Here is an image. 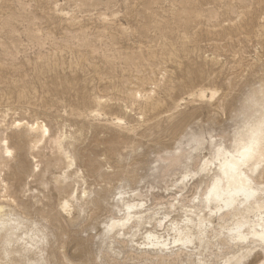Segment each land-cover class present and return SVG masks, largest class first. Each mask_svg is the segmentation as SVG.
I'll list each match as a JSON object with an SVG mask.
<instances>
[{
	"label": "rangeland",
	"instance_id": "rangeland-1",
	"mask_svg": "<svg viewBox=\"0 0 264 264\" xmlns=\"http://www.w3.org/2000/svg\"><path fill=\"white\" fill-rule=\"evenodd\" d=\"M263 87L264 0H0V138L15 155L1 174L7 195L52 234L50 263L150 264L102 241L119 193L156 209L182 183L193 194L200 162L257 115L248 99ZM36 120L53 139L71 137L78 193H92L71 217L61 203L75 186L57 191L65 167H46L54 145L38 157L12 127Z\"/></svg>",
	"mask_w": 264,
	"mask_h": 264
},
{
	"label": "bare ground",
	"instance_id": "bare-ground-1",
	"mask_svg": "<svg viewBox=\"0 0 264 264\" xmlns=\"http://www.w3.org/2000/svg\"><path fill=\"white\" fill-rule=\"evenodd\" d=\"M250 95L248 103L255 106L257 115L245 120L228 147L224 144L214 148L200 162L194 173L199 182L193 194L192 190L186 192L187 186L182 183L178 192L169 198L167 207L156 209L135 191L119 193L113 206L118 215L110 216L102 234L110 253L116 250L112 245L117 244L134 251L135 260L150 264H241L253 254H264V87ZM214 96L215 91L210 90L209 99ZM199 97L205 98V91H200ZM115 120L117 125L123 124L122 119ZM12 127L24 129L25 135L33 138L31 150L38 157L46 142L54 145L57 157L49 160L46 167L61 164L66 170L55 179L59 186L56 190H63L70 182L75 186L74 192L62 201L61 210L68 216L71 209L83 210L79 203L91 201L92 193H78L83 178L78 175L80 170L74 156L63 146L71 137L61 134L51 138L49 127L39 120L31 124L13 121ZM253 137L258 142L255 155L240 164L238 153ZM13 160L14 149L3 136L0 138V194L7 198L0 203V264H53L50 258L54 254L47 250L52 234L47 233L46 226L29 222L25 216L27 206L18 205L7 195L8 185L1 174ZM70 170L75 172L71 174ZM259 264H264V259Z\"/></svg>",
	"mask_w": 264,
	"mask_h": 264
},
{
	"label": "snow or ice",
	"instance_id": "snow-or-ice-1",
	"mask_svg": "<svg viewBox=\"0 0 264 264\" xmlns=\"http://www.w3.org/2000/svg\"><path fill=\"white\" fill-rule=\"evenodd\" d=\"M257 146H258V142L255 139V137H253L252 140L249 141L247 146L243 147L242 150L238 153L239 163L244 164L249 159H251L255 155V149L257 148Z\"/></svg>",
	"mask_w": 264,
	"mask_h": 264
}]
</instances>
